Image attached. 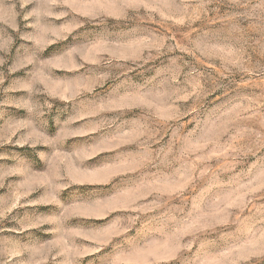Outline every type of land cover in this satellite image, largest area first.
Instances as JSON below:
<instances>
[{
	"label": "rangeland",
	"instance_id": "rangeland-1",
	"mask_svg": "<svg viewBox=\"0 0 264 264\" xmlns=\"http://www.w3.org/2000/svg\"><path fill=\"white\" fill-rule=\"evenodd\" d=\"M0 264H264V0H0Z\"/></svg>",
	"mask_w": 264,
	"mask_h": 264
}]
</instances>
